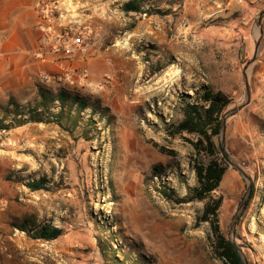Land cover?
Here are the masks:
<instances>
[{"label": "rangeland", "instance_id": "obj_1", "mask_svg": "<svg viewBox=\"0 0 264 264\" xmlns=\"http://www.w3.org/2000/svg\"><path fill=\"white\" fill-rule=\"evenodd\" d=\"M230 1L148 0L142 13H126L123 0H83L84 45L90 55H104L105 67L68 91L98 110L65 129L32 124L0 132V264H223L213 254L210 225L200 222L203 204L170 205L150 175L163 167L164 181L180 197L196 186L192 138L170 136V125L181 120L180 98L210 86L233 100L229 112L246 102V76L251 101L229 119L226 145L255 192L234 228L248 182L233 164L215 196L223 198L228 239L249 264H264V81L250 74L255 43L243 64L234 52L198 47L200 31L227 24V15L212 14ZM243 1L248 32L257 37L264 0ZM75 3L48 9L66 27L76 19L69 17ZM40 180L44 189L32 192L27 185ZM45 225L63 235L35 240Z\"/></svg>", "mask_w": 264, "mask_h": 264}, {"label": "crops", "instance_id": "obj_2", "mask_svg": "<svg viewBox=\"0 0 264 264\" xmlns=\"http://www.w3.org/2000/svg\"><path fill=\"white\" fill-rule=\"evenodd\" d=\"M62 1L0 0V119L11 99L23 105L35 103L40 88L52 93L61 89L73 90L75 83L82 84L86 77L91 79L92 73L103 71V54L90 55L86 45H74L78 38L84 41L88 32L83 0H77L69 8L72 12L69 17L76 19L66 27L45 11L57 3L62 4ZM221 5L217 3V7ZM235 12H241V16L233 19L231 16ZM248 13V2L231 0L224 10L212 14L215 20L227 15L225 18L229 21L224 27L200 31L199 53L208 44L213 50L234 52L235 63L243 64L242 59L248 58L252 42L255 43V52L259 43L258 58L249 64V69L250 74L255 73L264 81V19L256 37L253 32H248ZM200 18H204L201 13ZM44 74L53 80L44 81Z\"/></svg>", "mask_w": 264, "mask_h": 264}, {"label": "trees", "instance_id": "obj_3", "mask_svg": "<svg viewBox=\"0 0 264 264\" xmlns=\"http://www.w3.org/2000/svg\"><path fill=\"white\" fill-rule=\"evenodd\" d=\"M148 0H132L124 5L126 13H142V8ZM243 63L248 60L243 57ZM233 100L223 92H216L210 86H203L194 96L183 95L178 104L181 120L170 125V136L188 139L193 148L190 168L195 174L196 186L188 189L185 197L177 195L176 191L164 181L163 167L154 166L150 175L159 196L172 206H182L192 203L203 204L200 222L211 227L209 242L215 258L223 264H244L238 247L224 233L221 225L223 198L216 197L232 165L230 158L221 142L224 117L232 106ZM96 112L94 103L80 97L76 93L61 89L52 93L39 89L35 103L19 104L11 99L4 108V116L0 119V132H9L32 124L56 125L62 129L73 125L76 116L86 110ZM45 180L29 183L32 192L44 189ZM255 192L253 188L252 197ZM250 201L248 202V205ZM23 232H29L27 226L21 225ZM63 235V230L45 225L34 231L33 238L42 241H54Z\"/></svg>", "mask_w": 264, "mask_h": 264}, {"label": "water", "instance_id": "obj_4", "mask_svg": "<svg viewBox=\"0 0 264 264\" xmlns=\"http://www.w3.org/2000/svg\"><path fill=\"white\" fill-rule=\"evenodd\" d=\"M263 19H264V13L262 14V16L259 19V27H260V29H261V26H262ZM259 47H260V44L258 43L256 45L255 56H254V58H253L251 63H253V62H255L257 60ZM245 83H246V92H247L246 93L247 94L246 102L243 105H241L240 107L232 109L231 111L226 113V115L224 117V126H223V130H222V133H221V142H222V146H223L224 150L226 151V153H227L228 157L230 158V160H231L232 164L234 165V167H236L238 169V171L242 174V176L248 182L247 194H246L245 198L242 200V203L240 204V206L238 208L237 214H236L235 219L233 221V228L236 226L237 222L239 221L240 215H241L242 211L245 209V206L247 205L248 200L251 197V194L253 192L251 177L242 168H240L234 162L233 158L231 157V155L228 152L227 145H226V133H227V125H228L229 119H231L232 117L236 116L241 110H243L246 106H248L250 104V101H251V89H250V84H249V80H248L247 76L245 78ZM229 240L238 247V251H239V253L241 255V258H242L244 264H249L247 259H246V257H245V255H244V253H243V251H242V249H241V247L238 246L234 240H232L230 238H229Z\"/></svg>", "mask_w": 264, "mask_h": 264}, {"label": "built area", "instance_id": "obj_5", "mask_svg": "<svg viewBox=\"0 0 264 264\" xmlns=\"http://www.w3.org/2000/svg\"><path fill=\"white\" fill-rule=\"evenodd\" d=\"M46 12L50 13V10L46 9ZM83 44H84V41L81 38L76 39V41L74 43L75 46H80V47L85 46ZM42 78L44 81H49L51 79V77L49 75H46V74H44Z\"/></svg>", "mask_w": 264, "mask_h": 264}]
</instances>
